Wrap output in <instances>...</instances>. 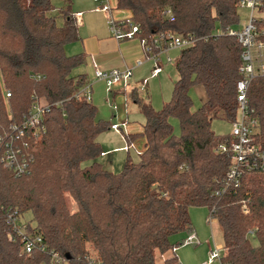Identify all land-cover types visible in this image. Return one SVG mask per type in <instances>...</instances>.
<instances>
[{"label":"trees","instance_id":"obj_1","mask_svg":"<svg viewBox=\"0 0 264 264\" xmlns=\"http://www.w3.org/2000/svg\"><path fill=\"white\" fill-rule=\"evenodd\" d=\"M64 2L59 25L51 0H0V134L21 122L34 96L51 105L45 131L25 135L23 152L33 157L27 174L6 168L0 152V264H52L51 252L67 264H156V249H174L165 264H181L170 237L192 230L193 206L208 207L216 218L222 264H264V170L229 183L232 154L218 147L231 137L212 129L215 118H237L242 47L214 30L239 23L240 0H117L118 9L131 12L117 23L138 25L135 38L146 44L162 32L194 39L175 60L171 99L155 109L135 98L146 120L141 133L126 138L142 136L145 148L118 172L96 161L103 153L98 137L113 126L81 94L85 77L73 75L85 56L65 53L79 34L71 0ZM258 12L264 40V3ZM194 86L205 99L192 110ZM247 98L259 121L255 140L264 149V75L251 80ZM171 118L180 123L179 137ZM87 160L93 162L82 166ZM10 208L21 218L32 213L26 231L41 237L43 249L26 253L20 236L8 240Z\"/></svg>","mask_w":264,"mask_h":264},{"label":"built area","instance_id":"obj_2","mask_svg":"<svg viewBox=\"0 0 264 264\" xmlns=\"http://www.w3.org/2000/svg\"><path fill=\"white\" fill-rule=\"evenodd\" d=\"M95 1L99 3L101 0ZM263 3L264 0H240L239 7L250 10L248 22L238 29L235 26H228L226 28L218 27L214 30L215 35L225 34L236 38L242 47L239 69L242 77L236 84L239 104L238 112H240L241 116L231 121V129L229 131L230 144L224 143L218 147L219 152H230L232 154V163L227 171L226 179L234 185H239L245 172L264 170V149L255 140L259 121L251 114L247 98L251 80L258 75H264V40L261 39V32L258 29V17L254 16V12L258 11L263 6ZM97 9L105 12L108 17L110 16L108 0H105L104 3L100 2ZM75 20L77 24L81 23V13L75 15ZM110 30L117 40L122 41L135 38V33L138 32L139 28L138 25L131 22L121 21L117 23V21L110 18ZM140 41L146 58L151 59L154 63L153 75H157L162 69V52L170 47H188L194 42V39L191 36L162 32L154 36L151 44H146L144 40ZM167 61L171 62L172 60L168 58ZM132 75L133 72L130 67L123 70L112 69L104 71L95 65V78L104 81L108 88L119 83L126 84ZM81 94L87 101H92L90 84H86L82 88ZM50 108V104L34 96V102L29 111L23 116L21 122L11 124L6 133L0 134L2 162L16 176L27 174L33 161V157L29 153L23 152L25 135L27 132H33V135H38L45 131L44 116L50 111ZM117 127V125H114V128ZM220 193L217 192V194ZM241 204L242 211L248 213L246 201H241ZM5 220L11 228V231L7 233L9 241L14 240V235L20 236L24 243L23 250L26 253H31L36 247L43 249L40 244L42 242L41 237L26 231L27 222L19 217L17 210L8 209ZM209 222L217 224L216 218L211 215ZM223 250L224 244L221 247L214 239V247L211 250L210 259L202 264H213L216 260L222 264L221 254ZM51 259L52 264L67 263L57 252H51Z\"/></svg>","mask_w":264,"mask_h":264},{"label":"rangeland","instance_id":"obj_3","mask_svg":"<svg viewBox=\"0 0 264 264\" xmlns=\"http://www.w3.org/2000/svg\"><path fill=\"white\" fill-rule=\"evenodd\" d=\"M54 5V10L51 15L56 16L57 23L62 24V18L59 16L60 9L63 5V0H51ZM112 4H115V0H112ZM116 7V6H115ZM239 23L235 26L237 29L243 27L250 19V10L244 7L238 8ZM254 16H260L259 12L256 10ZM180 47H170L166 51L161 53L162 73L160 76L155 78H150L149 83L144 91L141 92V97L147 99L149 98L155 109H161L163 104L169 101L172 97L173 85L178 78V74L175 69V59L179 56L181 50ZM168 58L172 61L167 62ZM76 69L73 71V75H76ZM190 97L192 99V110H195L201 106L205 99V93L201 86H194L190 89ZM100 104H95L98 110V118L109 121L110 123L118 121L117 118L113 117V111L107 104L106 97L101 95ZM119 105L123 106L124 99L119 100ZM120 114V112H119ZM240 112L237 113V118H240ZM122 116L118 118L121 119ZM124 119V118H123ZM174 126V133L179 137L181 135L180 123L176 118L170 119ZM144 123V116L140 113L136 105H134L129 98V128L126 126L122 127V130L109 129L101 133L98 140L101 144L103 153L99 155L96 161L106 164L113 172L120 171L126 160L131 158L132 162H137L139 159L138 149L143 150L144 139L142 136H138L131 147L129 154L122 147L126 145L122 131L127 134L130 132L139 131L141 129V124ZM212 129L217 134L229 133L231 129V122L215 118L212 121ZM110 150V151H109ZM105 151V152H104ZM109 151V152H106ZM129 155V157H128ZM112 159V162L108 160ZM93 160H87L82 163V166L89 165ZM69 205L74 208V202L71 198H68ZM192 227L190 231H182L176 233L170 237L172 244L177 245L175 254L177 255L181 264H201L208 261L211 256V250L214 247V239L218 245L223 247L222 233L219 225L215 223H210V209L205 206H193L189 209ZM32 213L27 212L23 216L24 221L31 220ZM173 253L174 249H170L166 252H161L156 249L154 252L155 263L165 264L166 254ZM67 264V263H65ZM213 264H220L219 261H215Z\"/></svg>","mask_w":264,"mask_h":264},{"label":"crops","instance_id":"obj_4","mask_svg":"<svg viewBox=\"0 0 264 264\" xmlns=\"http://www.w3.org/2000/svg\"><path fill=\"white\" fill-rule=\"evenodd\" d=\"M100 2L104 3L105 0H101ZM100 2L98 3L95 0H71L70 9L72 13L74 16L81 13L82 20L80 24H77L79 39L66 44L64 50L67 55L81 53L85 56L84 63L75 68L77 71L75 76L83 75L86 83L90 84L92 89L91 102L94 105H101V95L106 97L107 104L113 111V117L118 119V121L112 122V128L122 130L123 126L129 128V98L131 102L137 106L140 113L142 112L135 98L143 99L152 105L149 98L145 99L141 97L140 94L144 91V88L147 87L149 83L148 79L160 76L162 71L157 75H153L154 63L151 59L146 58L140 39L132 38L119 41L112 35L110 30V18L115 21L124 20L131 16V12L115 7L117 0H115V4L111 3L112 0H108L110 6V16L108 17L105 12L97 9ZM64 5L65 2L63 0L62 6ZM139 61L141 62L138 63ZM95 65L104 71L112 69L123 70L130 67L133 75L126 84L119 83L108 88L104 81L95 78ZM122 98L124 99L123 106L119 105V100ZM122 115L124 119L122 117L119 119L118 117ZM145 120L144 116V123ZM144 123L141 124V129L139 131L127 134L122 131V135L126 141V145L122 148L126 150L128 154L135 142H129L126 135L141 133ZM114 125L118 127L114 128ZM142 151L138 149V154ZM126 161H131V158H128ZM108 162L111 163L112 159L108 160ZM103 165L106 169L111 171L110 168L112 167H107L106 164ZM172 255L173 253H167L165 256L168 258Z\"/></svg>","mask_w":264,"mask_h":264}]
</instances>
